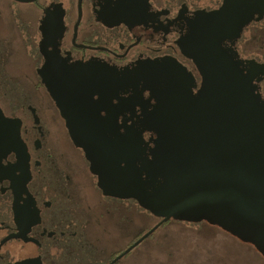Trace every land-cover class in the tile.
Here are the masks:
<instances>
[{"label":"flooded vegetation","instance_id":"1","mask_svg":"<svg viewBox=\"0 0 264 264\" xmlns=\"http://www.w3.org/2000/svg\"><path fill=\"white\" fill-rule=\"evenodd\" d=\"M225 1L0 0V264H176L139 249L207 220L106 196L90 155L150 197L178 180L160 124L199 111L221 16L237 29L221 48L264 106V0Z\"/></svg>","mask_w":264,"mask_h":264},{"label":"water","instance_id":"2","mask_svg":"<svg viewBox=\"0 0 264 264\" xmlns=\"http://www.w3.org/2000/svg\"><path fill=\"white\" fill-rule=\"evenodd\" d=\"M226 21L231 19L217 18L213 47L206 43L209 52L200 55L206 89L199 111L175 114L172 122L166 118L160 124L174 141L167 155L183 167L176 182L150 197L139 180L103 174L97 158L90 156L106 196L134 199L144 210L165 216V222L177 214L207 220L264 255V106L252 93L251 77L243 78L221 48L223 40L237 36ZM257 72L264 75V65ZM76 140L85 148L83 139Z\"/></svg>","mask_w":264,"mask_h":264},{"label":"rangeland","instance_id":"3","mask_svg":"<svg viewBox=\"0 0 264 264\" xmlns=\"http://www.w3.org/2000/svg\"><path fill=\"white\" fill-rule=\"evenodd\" d=\"M181 227L171 223L167 231L148 240L139 252L169 255L170 262L176 264H186L187 258H199L200 264H264V255L253 245L208 222L198 223L197 228ZM164 234L168 236L160 243Z\"/></svg>","mask_w":264,"mask_h":264}]
</instances>
